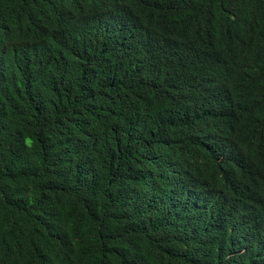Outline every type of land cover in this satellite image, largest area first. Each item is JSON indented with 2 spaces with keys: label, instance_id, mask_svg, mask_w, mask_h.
Here are the masks:
<instances>
[{
  "label": "trees",
  "instance_id": "trees-1",
  "mask_svg": "<svg viewBox=\"0 0 264 264\" xmlns=\"http://www.w3.org/2000/svg\"><path fill=\"white\" fill-rule=\"evenodd\" d=\"M0 264H264V0H0Z\"/></svg>",
  "mask_w": 264,
  "mask_h": 264
}]
</instances>
